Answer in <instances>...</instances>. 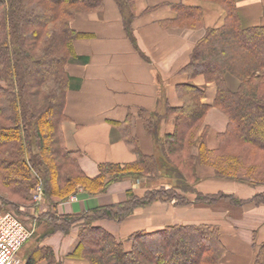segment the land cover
I'll use <instances>...</instances> for the list:
<instances>
[{"label": "trees", "instance_id": "16d2710c", "mask_svg": "<svg viewBox=\"0 0 264 264\" xmlns=\"http://www.w3.org/2000/svg\"><path fill=\"white\" fill-rule=\"evenodd\" d=\"M115 1L129 37L137 44L132 25L136 0ZM207 1L226 11L219 26H207L203 7L182 0L171 3L177 16L162 22L163 26L205 28V33L180 70L190 79L176 86L182 104H168L160 119L140 110L159 154L142 151L128 115L114 123L137 159L101 163L98 175L91 177L80 165L81 152L67 146L63 122L69 117L67 94L74 82L68 70L77 57L74 41L90 36L76 29L73 21L79 13L104 9L105 1L0 0V202L14 208L32 206L38 184L44 197L57 204L80 189L92 195L103 193L111 182L125 178L159 174L166 179L142 195L128 189L125 200L86 212H47L45 234L77 227L78 243L63 258L50 245L37 246L25 264L43 259L47 264H221L228 248L219 224L172 223L118 237L97 222H122L136 208L156 200L188 205L189 193H194L197 203L264 204L263 190L242 199L224 190L203 191L196 184L198 167L205 165L213 168L216 177L264 185V23L245 25L239 0ZM199 75L217 85L213 104L202 100L205 88L193 82ZM228 75L238 79L237 88L230 87ZM213 105L228 117L216 148L209 147V127L204 125ZM170 117L173 129L162 137L160 123ZM253 264H264V241Z\"/></svg>", "mask_w": 264, "mask_h": 264}, {"label": "crops", "instance_id": "0c3cea01", "mask_svg": "<svg viewBox=\"0 0 264 264\" xmlns=\"http://www.w3.org/2000/svg\"><path fill=\"white\" fill-rule=\"evenodd\" d=\"M104 1V9L79 13L73 21L76 29L90 36L74 41L77 57L68 64L74 82L67 94L66 113L69 117L63 122L67 146L81 152L80 165L91 177L98 175L101 163H128L137 159V154L114 123L124 121L128 115L132 117V132L138 136L142 151L159 154L158 143L145 130L140 110L159 118L166 112L168 104H182L176 86L190 79L180 70L205 33V28L162 25L164 20L177 16L171 3L179 0H136V16L132 22L136 44L126 31L123 14L116 1ZM182 1L201 5L207 26L223 23L226 11L220 4L207 0ZM239 10L245 25L264 23V0H239ZM193 82L205 88L202 100L213 104L216 83L208 82L204 75L197 76ZM228 83L233 89L239 84L238 79L231 75H228ZM227 124V115L213 105L204 121V125L209 127L207 141L210 148L218 147V134L226 129ZM173 126L171 117L162 119L160 135L164 137ZM197 151L195 147L194 152ZM159 176L153 177L166 181ZM144 177L113 181L107 191L97 195L80 189L75 198L71 195L57 204L44 197L40 203L28 206L24 218L33 225L35 233L19 251V264H25L37 246L50 245L57 257L63 258L77 245V227L67 233L58 230L45 234L47 212H86L97 205L125 200L128 189L142 195L148 187L154 186L145 184ZM196 184L203 191L224 190L242 199L250 198L263 189V185L216 177L213 168L205 165L198 167ZM194 196V193L188 194L192 201L188 205L156 200L136 208L122 222L101 219L97 223L118 237H126L140 228L151 230L172 223L219 224L222 240L228 248L221 264H253L258 246L264 241V204L248 202L238 206L225 200L204 204L194 202ZM38 264L47 262L43 259Z\"/></svg>", "mask_w": 264, "mask_h": 264}, {"label": "built area", "instance_id": "2783aa9c", "mask_svg": "<svg viewBox=\"0 0 264 264\" xmlns=\"http://www.w3.org/2000/svg\"><path fill=\"white\" fill-rule=\"evenodd\" d=\"M43 198L44 188L38 184L34 191L35 204ZM34 232L33 225L25 222L18 214L10 211L0 214V264H19L18 253Z\"/></svg>", "mask_w": 264, "mask_h": 264}, {"label": "rangeland", "instance_id": "374dc122", "mask_svg": "<svg viewBox=\"0 0 264 264\" xmlns=\"http://www.w3.org/2000/svg\"><path fill=\"white\" fill-rule=\"evenodd\" d=\"M153 176H154L153 174L145 175V177L142 176V177H144L143 180H144L145 184H147L148 186H151V185L156 186V185H159L161 182H163V181H160L158 179H154ZM261 188H263L262 190L264 191V185ZM9 211L10 212H14V213L24 217L26 212H28V208H27V206L26 207L20 206L19 208H14L11 205H3L0 202V214L6 213V212H9Z\"/></svg>", "mask_w": 264, "mask_h": 264}]
</instances>
